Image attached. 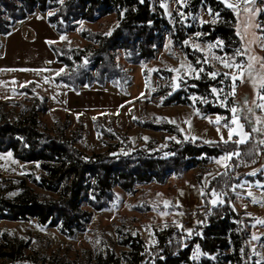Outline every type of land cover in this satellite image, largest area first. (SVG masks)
I'll return each mask as SVG.
<instances>
[{"label":"rangeland","instance_id":"1","mask_svg":"<svg viewBox=\"0 0 264 264\" xmlns=\"http://www.w3.org/2000/svg\"><path fill=\"white\" fill-rule=\"evenodd\" d=\"M201 1L198 12L193 14L191 0H151L153 11L163 15L169 23V27L163 29L164 46L153 61L140 65L128 63L123 53L118 56L116 61L128 77L125 89L107 84L86 87L75 93L56 82L63 68L55 62L51 51L52 45L86 47L88 43L81 37L85 30L111 34L117 26L116 16L101 19L95 24H81L76 33L59 36L47 22L53 13H36L17 24L8 37L0 39V102L31 99L20 90L35 86V93L49 101V112L42 116V121L52 131L57 121L63 126L68 122L67 137L75 139L76 148L89 157L139 152L167 155L174 145L185 143H200L219 150L227 148L223 156L210 159L208 166L172 176L164 185L140 186L134 194L116 189L115 200L102 212H94L87 232L75 239H68L55 229L39 227L34 222H0V234L8 233L18 239L30 240L29 254L32 256L39 253L47 259L58 258L67 264H88L90 258L96 259L107 251L114 252L118 258L122 252L129 251L120 246V238L127 233L143 239L148 248L156 245V232L168 229L180 230L193 237L195 229L202 225L201 217L206 213L204 208L218 207L229 201L233 210L245 220L250 233L245 244L247 263L264 262V224L257 223L264 220V144L261 143L264 141V109L256 107V104L264 103L257 95L264 91L259 85L264 77V48L260 47L262 41L258 39L264 36V31L255 27L256 24L264 26V0H255V8L260 9L258 15L252 16L243 10L252 5L238 9L239 17L234 11L236 33L239 31L243 39L237 35L241 46L231 52L226 50L222 41L219 46L209 47L216 42L204 40L200 29L206 25H217L220 18L212 11L208 0ZM219 1L233 10L223 0ZM249 21L252 27H247ZM177 23L198 32L178 44L172 36ZM185 48L203 56L197 60V67L189 61ZM214 56L231 57L232 63L243 65L241 71L247 69L251 57H256L251 61L253 78L244 71L241 81L240 71L235 67L224 68ZM188 65L204 69L199 79L194 78L195 73L187 72ZM211 72L218 74L215 79L209 75ZM225 73L238 78L233 82ZM203 77L215 82L213 88L219 95L212 91L210 97L191 95L189 88L194 81H203ZM233 86L234 96L231 95ZM180 92V101L189 96V103L170 104ZM245 101H248L246 105ZM207 107L218 108L223 113L210 114ZM232 107L238 109L236 115L243 131L250 134L246 143L232 142L238 139L235 132L239 131L236 125L231 124L233 113L229 109ZM217 118L219 124L216 123ZM161 127L176 130L170 133L167 131L171 130L163 131ZM229 127L234 129L232 141L224 143L221 137L228 140ZM253 128L261 131H253ZM128 146L130 150H127ZM235 151L239 152L238 157L223 159ZM225 164L229 167L225 168ZM33 172L32 165L16 161L12 154H0L1 178H22ZM253 172L256 174L251 175ZM213 192L223 193L219 197L223 204L219 200L212 204V200L217 199ZM253 236L257 239L254 240ZM201 257L197 251L196 259Z\"/></svg>","mask_w":264,"mask_h":264},{"label":"trees","instance_id":"2","mask_svg":"<svg viewBox=\"0 0 264 264\" xmlns=\"http://www.w3.org/2000/svg\"><path fill=\"white\" fill-rule=\"evenodd\" d=\"M191 1L192 12L196 14L202 1ZM208 4L219 14L220 22L200 29L204 40L222 41L228 52L239 49L234 10L227 9L219 0H208ZM50 12L53 15L47 22L59 36L76 33L84 23L95 24L110 16L117 18V26L109 35L83 31L81 37L88 43L84 48L51 46L55 62L63 68L56 82L75 93L107 84L125 89L128 77L116 61L118 56L123 53L132 65L153 61L164 46L163 29L169 27L166 18L153 11L151 0H0V39L8 37L17 24L36 13ZM197 32L177 23L172 36L176 43L182 44ZM184 50L191 64L197 67V60L203 56L189 48ZM214 86V81L203 77V81H194L189 90L191 95L210 97ZM34 88L20 90L31 99L0 102V154H12L16 161L32 165L34 171L22 178L0 177V222H34L75 239L87 232L94 212H102L115 200L116 189L134 194L140 186L164 185L172 176L208 166L210 159L219 158L227 151L226 147L219 150L200 143H185L174 145L167 155L139 152L89 157L76 148L75 139L67 137L68 122L63 126L57 121L52 131L42 121V116L49 112V101L38 96ZM181 94L175 95L170 104H188L189 96L180 101ZM207 111L215 115L223 113L211 107ZM160 129L171 130L167 131L170 133L176 130ZM204 210L202 225H198L193 237L168 229L156 232L157 243L148 248L143 239L127 233L120 238V246L129 251L122 252L119 258L107 251L96 259L90 258L88 264L93 261L95 264H264L263 261L247 263L245 244L250 233L245 220L229 201ZM30 247V240L0 234V264H67L39 253L32 256ZM197 251L202 256L199 260Z\"/></svg>","mask_w":264,"mask_h":264},{"label":"snow or ice","instance_id":"3","mask_svg":"<svg viewBox=\"0 0 264 264\" xmlns=\"http://www.w3.org/2000/svg\"><path fill=\"white\" fill-rule=\"evenodd\" d=\"M242 3L245 4V5H252V7H245L243 9L245 12L251 14L252 16L258 15L260 9L255 8V6H254L255 5V0H242ZM227 6L229 8H232L236 12L237 17H239V15H240V11L238 10L239 9V4L229 3ZM181 15H183V13H181ZM247 27H252V22L251 21L248 22ZM255 27L258 28V29H261V31H264V26H262L261 24H256ZM245 31H247V28L245 29ZM237 35L241 36V33L239 31H237ZM241 39H243V36H241ZM258 39H260L262 41V43L260 44V47L264 48V36L259 37ZM49 43H51V42H49ZM221 44H222V42L217 41L216 45H209V47L219 46ZM195 47L197 49H199V45H196ZM244 51L247 52L248 49H244ZM239 54H240V52L238 51L237 55H239ZM213 58L216 59L217 61H219L223 65L224 68L231 69V68L235 67L238 71H240L239 78L241 79V81H243L244 71L247 72V75H248L249 78H253V71H252L253 63L251 61H255L257 59L256 57H251L250 58V62L247 65V69L244 70V71H241L243 69V65H238V64H234V63L231 62V60H232L231 57L222 58L220 56H214ZM205 62H207V61H205ZM183 67H184V65L182 64L181 68H183ZM262 67H264V65H262ZM169 70L170 71H174V72H179L180 71V69H169ZM203 71H204L203 68L196 69V68H193L191 65L187 66V72L188 73H195V77L194 78H196V79H199L200 73L203 72ZM209 75L213 79H215L218 74L216 72H211V73H209ZM224 75L225 76H229L230 79L233 82L238 78L236 75L230 74V73H225ZM253 82L255 83V81H253ZM259 85H260L261 89H264V77H262L261 80L259 81ZM175 86H178V85H175ZM211 91H212V93L219 95L218 90L216 88H212ZM220 91H222V89ZM231 95H233V96L235 95V87L234 86H233V90H232ZM257 95H258V99L259 100L264 101V91L258 92ZM193 99H195V98H193ZM244 103L246 105L248 103V101H245ZM224 106H226V105H224ZM256 107L260 108V109H264V103H258V104H256ZM229 111H231L233 113V118L231 120V124L236 125L237 128H239V131L235 132V134L238 137V139H236L235 141H232L234 129L229 127L228 140H224L223 136L221 137V140L224 143H228L230 141L235 142L237 144L246 143L250 134L249 133H245L243 131V125L239 123V117L236 115L238 109L236 107H232V108L229 109ZM248 111L251 112L252 110L248 109ZM216 123L219 124V118H217ZM217 130L219 131V129H217ZM253 131H261V129L253 128ZM145 139H147V138H145ZM261 143L264 144V141H261ZM9 155H11V154H9ZM233 156L238 157L239 156V152L235 151V152L229 153V154L225 155V157L223 159L224 160H230V159H232ZM216 162L217 163H221L220 160H217ZM224 167L228 168L229 165L225 164ZM250 174L251 175H255L256 173L253 172V173H250ZM240 187H243V185H240ZM181 194H183V193H181ZM221 195H223V193L218 194V193L213 192V196L217 197V199L212 200V204L213 205H215L217 203V200H219V202L221 204L224 203L223 200L219 199V197ZM249 195L251 196V193H249ZM253 202H256L255 199L253 200ZM166 206H167V202H166ZM257 223L264 224V220H258ZM189 235H190V233H189ZM253 239L255 240V239H257V237L253 236Z\"/></svg>","mask_w":264,"mask_h":264},{"label":"water","instance_id":"4","mask_svg":"<svg viewBox=\"0 0 264 264\" xmlns=\"http://www.w3.org/2000/svg\"><path fill=\"white\" fill-rule=\"evenodd\" d=\"M225 5H228L229 3L233 4H239V9L242 7L246 6L245 4L242 3V0H223ZM222 3V2H221ZM223 4V3H222Z\"/></svg>","mask_w":264,"mask_h":264}]
</instances>
